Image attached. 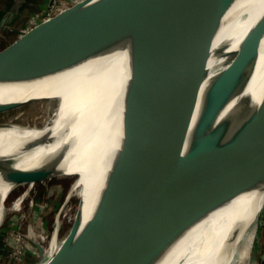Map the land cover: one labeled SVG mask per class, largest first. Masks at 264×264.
I'll use <instances>...</instances> for the list:
<instances>
[{"label": "water", "instance_id": "95a60500", "mask_svg": "<svg viewBox=\"0 0 264 264\" xmlns=\"http://www.w3.org/2000/svg\"><path fill=\"white\" fill-rule=\"evenodd\" d=\"M241 1L82 0L0 51L1 91L26 94L0 99V107L34 99L40 84L86 65L120 62L118 142L95 166L92 208L85 217L80 203L55 264H164L218 195L264 167V92L256 96L250 87L263 36L252 38L258 46L225 76L242 78L241 86L216 102L209 95L216 43ZM13 126L36 128L0 122V129ZM40 138H24L12 156L0 151V165L16 182L68 174L64 156L14 165Z\"/></svg>", "mask_w": 264, "mask_h": 264}, {"label": "bare ground", "instance_id": "6f19581e", "mask_svg": "<svg viewBox=\"0 0 264 264\" xmlns=\"http://www.w3.org/2000/svg\"><path fill=\"white\" fill-rule=\"evenodd\" d=\"M70 6L72 3L66 1L63 9ZM79 12L69 14L65 23L44 33L37 42L56 34ZM226 17L228 24L215 46L217 57L209 64L214 83L209 95L214 102L242 84V78L229 82L225 76L258 46V39L252 38L264 37V0H242ZM118 64L120 62L117 60H104L86 65L71 74L40 84L33 94L36 95L34 99L0 107V122L36 127L21 129L13 126L0 129V151L4 155L12 156L14 149H22L20 141L24 138L41 136L37 146L22 150V154L12 158L14 165L29 168L64 156L62 164L69 168V172H76L68 174L74 180L67 200L73 195L78 196L73 225L80 203H83L84 216L89 214L96 186L92 179L94 168L96 165H104L108 149H113L118 142L119 97L122 94L121 68ZM263 84L264 51L250 84L256 96L264 92ZM24 95L1 91L0 88V99H16ZM29 106L40 107L43 113H47L45 118L41 121L22 120L19 116ZM37 181L22 182L27 185V189L14 200L12 208H22L29 189ZM18 184L0 165V225L5 219L6 197ZM230 191L234 193L231 197L223 202L218 200ZM216 201L218 204L214 210L164 264H254L250 255L259 237L264 208V167L239 181L231 190L218 195ZM62 218H56V228L50 239L42 236L45 250L38 264H55V254L62 253L67 245L68 236L60 242L58 240Z\"/></svg>", "mask_w": 264, "mask_h": 264}, {"label": "rangeland", "instance_id": "374dc122", "mask_svg": "<svg viewBox=\"0 0 264 264\" xmlns=\"http://www.w3.org/2000/svg\"><path fill=\"white\" fill-rule=\"evenodd\" d=\"M67 1L73 6L82 0ZM40 11L36 13H40ZM1 15L0 23L4 16L7 18L0 25V51L22 39L32 27L50 19H42L38 23H33L34 19L31 17V23L25 27L14 24L12 14ZM46 114L38 106H29L22 111L19 117L24 121H41ZM70 173L76 172L68 171V174ZM68 174L37 181L34 187L29 189L28 196L20 209H14L11 205L27 189V185L18 184L6 197L5 219L0 225V264H38L44 257L45 250V244L41 238L42 236L49 239L52 237L58 216L64 217L58 231V240L60 242L67 236L69 238L78 196L73 195L69 201L67 200L74 180ZM260 220L259 237L250 255L254 264H264V259H262L264 253V208ZM37 243L43 246V252ZM58 254H55L53 260Z\"/></svg>", "mask_w": 264, "mask_h": 264}, {"label": "crops", "instance_id": "0c3cea01", "mask_svg": "<svg viewBox=\"0 0 264 264\" xmlns=\"http://www.w3.org/2000/svg\"><path fill=\"white\" fill-rule=\"evenodd\" d=\"M48 0H0V15L12 14L14 24L29 26L31 17L43 10ZM2 16V15H1ZM11 17V18H12Z\"/></svg>", "mask_w": 264, "mask_h": 264}, {"label": "built area", "instance_id": "2783aa9c", "mask_svg": "<svg viewBox=\"0 0 264 264\" xmlns=\"http://www.w3.org/2000/svg\"><path fill=\"white\" fill-rule=\"evenodd\" d=\"M67 0H48L46 6L40 13H36L33 16V23H38L42 19H47L53 17L55 14L63 10V4Z\"/></svg>", "mask_w": 264, "mask_h": 264}]
</instances>
